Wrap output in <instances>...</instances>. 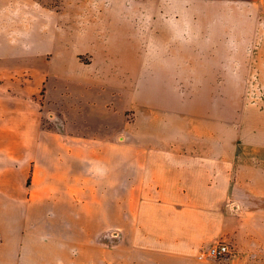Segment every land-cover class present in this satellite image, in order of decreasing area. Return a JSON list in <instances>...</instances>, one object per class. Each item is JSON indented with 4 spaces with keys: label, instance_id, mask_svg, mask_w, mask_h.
Instances as JSON below:
<instances>
[{
    "label": "crops",
    "instance_id": "crops-1",
    "mask_svg": "<svg viewBox=\"0 0 264 264\" xmlns=\"http://www.w3.org/2000/svg\"><path fill=\"white\" fill-rule=\"evenodd\" d=\"M130 3L115 23L106 17L103 31L83 32L66 12L69 0L64 10L0 0V264H191L195 250L227 237L233 264H264V54L261 68L251 65L260 86L250 99L238 91L239 104L220 93L191 97L175 81L170 101L143 105L145 114L168 110V122L130 121L127 88L104 78L156 75L151 58H240L236 39L161 20L189 11L181 0ZM5 60L21 67L2 68ZM227 107L236 117L213 116Z\"/></svg>",
    "mask_w": 264,
    "mask_h": 264
},
{
    "label": "rangeland",
    "instance_id": "rangeland-1",
    "mask_svg": "<svg viewBox=\"0 0 264 264\" xmlns=\"http://www.w3.org/2000/svg\"><path fill=\"white\" fill-rule=\"evenodd\" d=\"M41 6L54 10H64L63 0H36ZM183 6L188 5L189 11L169 13L166 11L162 14L161 20H178V21H190L204 26L200 35L211 36L212 38L218 37H230L236 39L239 44H236L238 51L236 56L240 57L238 60H190V61H173L168 60H151L147 62V68L154 70L157 74L151 73L146 76H112L104 78V81L110 86L123 85L127 88L128 94L124 93L122 98L123 107L129 106L127 110L128 118L133 121L134 118H145L147 116H158L162 120L169 119L167 113L168 110L162 108L161 112H156L155 115L150 111L145 114L146 110H143V105L146 104V100L156 99L164 101H170L169 89L170 83L177 81L179 86V93L189 95L191 97H211L225 95L227 99L231 98L235 104H239L240 101L233 98L235 91L242 94L243 97L249 99L255 95L257 91V85L260 86L258 78H252L253 69L256 70L259 63L261 68L262 62H257V57L260 53L264 54V0H181ZM130 0H69V4L66 7V12L71 13L72 19L78 22L82 26V31H103L106 24V17L109 22H116L117 17H120L119 11L124 5H129ZM113 8V11L105 12L106 7ZM219 24V25H217ZM224 24L225 26H222ZM236 24V27H233ZM209 26H212L209 28ZM225 27V28H224ZM116 28V26H115ZM114 28V29H115ZM163 30V40H169V31ZM116 32V31H115ZM151 31L145 30L146 36H151ZM255 39L254 45V61H250V43L251 38ZM257 44V45H256ZM167 44H160L159 47L163 48ZM240 53V54H239ZM148 56V55H147ZM224 56L233 57L234 54H228V51ZM151 57V56H150ZM82 62H86L87 58L84 55L80 56ZM2 68L9 66L13 68H20L21 62H14L12 60H5L1 62ZM125 64L123 68H126L128 72H137V64L122 62ZM84 68V67H82ZM175 74L174 77H170L169 73ZM153 84H158V88L162 92L159 95H155L151 92L148 93V87ZM166 94V95H165ZM166 96V97H165ZM177 99V97H176ZM179 99V97H178ZM177 99V100H178ZM217 100V99H216ZM111 104H115V101L110 100ZM164 104V103H163ZM234 104V105H235ZM152 111V110H151ZM220 112V113H218ZM237 109L235 107L225 108L217 110V113L213 116H220L229 118L230 116L236 117ZM183 123V122H182ZM181 121L178 122L179 136H187L183 134L182 130L184 125ZM168 124V123H167ZM141 127H144V123H139ZM146 125V124H145ZM145 127H148L147 125ZM137 131V125L135 130ZM218 136H234L233 130H216ZM256 207V206H255ZM215 241H224L230 246V253L223 259L218 261L205 262L199 260L196 250L192 254L190 260L191 264H233L234 261V244L227 238H219L211 241L201 247Z\"/></svg>",
    "mask_w": 264,
    "mask_h": 264
},
{
    "label": "built area",
    "instance_id": "built-area-1",
    "mask_svg": "<svg viewBox=\"0 0 264 264\" xmlns=\"http://www.w3.org/2000/svg\"><path fill=\"white\" fill-rule=\"evenodd\" d=\"M230 253V246L224 241H215L197 251L199 260L205 262L218 261Z\"/></svg>",
    "mask_w": 264,
    "mask_h": 264
}]
</instances>
